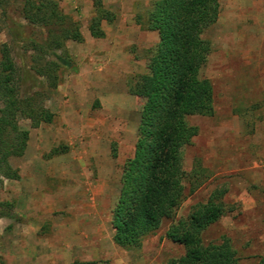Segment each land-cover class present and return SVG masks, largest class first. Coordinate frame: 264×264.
Instances as JSON below:
<instances>
[{
  "label": "rangeland",
  "instance_id": "rangeland-1",
  "mask_svg": "<svg viewBox=\"0 0 264 264\" xmlns=\"http://www.w3.org/2000/svg\"><path fill=\"white\" fill-rule=\"evenodd\" d=\"M155 1L101 0L113 21H101L104 37L94 39L91 0H58L83 40L65 42L74 67L57 72L56 89L41 101L52 122L17 121L29 135L24 154L8 158L9 175H0V203L16 215L0 219L2 264H166L184 254L167 228L220 192L225 213L201 233L203 246L225 240L238 264H264V0H217L200 71L212 85L213 115L186 119L197 134L182 149L184 199L139 249L112 242L111 209L143 104L130 91L148 87L154 66L158 37L147 15ZM2 45L10 38L0 18ZM55 148L61 153L47 157Z\"/></svg>",
  "mask_w": 264,
  "mask_h": 264
},
{
  "label": "trees",
  "instance_id": "trees-1",
  "mask_svg": "<svg viewBox=\"0 0 264 264\" xmlns=\"http://www.w3.org/2000/svg\"><path fill=\"white\" fill-rule=\"evenodd\" d=\"M91 2L95 16L89 34L101 39L100 22L110 23L113 16L101 0ZM58 4V0H0L2 26L10 38V46L0 48V175H9L8 158L22 156L27 146L29 133L19 129L18 119L28 120L31 128L51 123L54 116L41 101L56 89L57 72L74 67L65 42L83 39L78 25ZM218 11L217 0H156L147 15L156 24L158 41L148 87L130 91L143 104L133 154L122 165L110 214L117 247L139 249L144 237L172 218L184 199L182 149L197 134L186 119L213 115L212 85L200 71L211 49L202 35L216 23ZM60 153L55 148L47 157ZM223 194L216 200L213 193L186 220L167 228L165 238L182 246L184 254L166 264H238L227 241L207 246L201 242V233L225 213ZM6 207L0 203V219H16Z\"/></svg>",
  "mask_w": 264,
  "mask_h": 264
},
{
  "label": "crops",
  "instance_id": "crops-1",
  "mask_svg": "<svg viewBox=\"0 0 264 264\" xmlns=\"http://www.w3.org/2000/svg\"><path fill=\"white\" fill-rule=\"evenodd\" d=\"M47 164V163H46ZM45 166V165H44ZM49 166H51V165H49V163L45 166V170H48L49 169ZM48 175V174H47ZM48 176H50V178H56V175L55 174H50V175H48ZM116 201V200H115Z\"/></svg>",
  "mask_w": 264,
  "mask_h": 264
}]
</instances>
